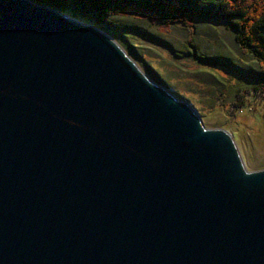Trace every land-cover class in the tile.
I'll list each match as a JSON object with an SVG mask.
<instances>
[{"label":"water","instance_id":"95a60500","mask_svg":"<svg viewBox=\"0 0 264 264\" xmlns=\"http://www.w3.org/2000/svg\"><path fill=\"white\" fill-rule=\"evenodd\" d=\"M0 264H264V169L104 30L0 0Z\"/></svg>","mask_w":264,"mask_h":264},{"label":"rangeland","instance_id":"374dc122","mask_svg":"<svg viewBox=\"0 0 264 264\" xmlns=\"http://www.w3.org/2000/svg\"><path fill=\"white\" fill-rule=\"evenodd\" d=\"M124 19L138 26L122 39L130 43L131 52L109 35L149 78L177 99L190 102L207 128L231 133L249 171L264 169V99L250 93L246 106L237 109L223 94L222 83L233 85L238 75L223 60H199L192 52L197 44L211 55L223 51L240 64L242 60L258 67L249 51L236 42L234 30L224 22L206 19H192L190 25L165 24L144 11L129 10Z\"/></svg>","mask_w":264,"mask_h":264},{"label":"trees","instance_id":"16d2710c","mask_svg":"<svg viewBox=\"0 0 264 264\" xmlns=\"http://www.w3.org/2000/svg\"><path fill=\"white\" fill-rule=\"evenodd\" d=\"M36 3L58 9L61 12L111 34L131 52L128 30H137L134 22H128L129 10L151 13L161 23L190 25L192 19L224 22L235 32L236 42L249 51L258 67L241 64L223 51L209 54L197 44L193 54L196 59L228 63L238 75L239 81L229 85L223 81V94L238 109L246 106L250 93L264 99V0H33Z\"/></svg>","mask_w":264,"mask_h":264}]
</instances>
